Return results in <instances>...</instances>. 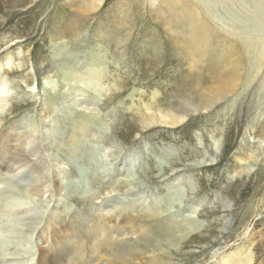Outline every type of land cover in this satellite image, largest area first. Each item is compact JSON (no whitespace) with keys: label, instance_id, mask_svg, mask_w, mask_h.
Masks as SVG:
<instances>
[{"label":"rangeland","instance_id":"rangeland-1","mask_svg":"<svg viewBox=\"0 0 264 264\" xmlns=\"http://www.w3.org/2000/svg\"><path fill=\"white\" fill-rule=\"evenodd\" d=\"M165 2L0 0V264H264V28L231 77Z\"/></svg>","mask_w":264,"mask_h":264},{"label":"bare ground","instance_id":"bare-ground-1","mask_svg":"<svg viewBox=\"0 0 264 264\" xmlns=\"http://www.w3.org/2000/svg\"><path fill=\"white\" fill-rule=\"evenodd\" d=\"M166 4H169L170 12H173V16L168 21L169 26L178 30V33L175 32L176 38L171 41L174 43V54L183 59H195L199 67L223 71L231 77L251 64H248L247 58L254 54L256 43L253 40L240 39L236 36L230 37L223 32L224 35L222 34V39H220L218 34L222 30L217 25V17L219 16L220 20L226 17L230 21H245L246 30L249 28L261 30L264 28V0L252 4L244 0H172L171 3L165 2L164 6ZM10 190L9 192H14ZM33 190L35 192L38 189L35 186ZM104 241L106 242L105 238ZM112 253L116 257V253L114 251ZM52 256L45 255L41 261L43 264L51 263Z\"/></svg>","mask_w":264,"mask_h":264}]
</instances>
